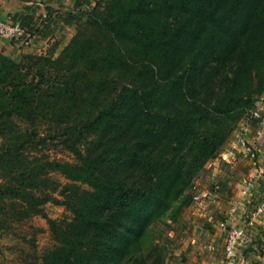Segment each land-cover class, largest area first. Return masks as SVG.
<instances>
[{
    "label": "trees",
    "instance_id": "16d2710c",
    "mask_svg": "<svg viewBox=\"0 0 264 264\" xmlns=\"http://www.w3.org/2000/svg\"><path fill=\"white\" fill-rule=\"evenodd\" d=\"M53 5L22 16L25 33L52 39L54 14L89 2ZM77 15L57 55L59 40L0 54V230L45 218L55 244L39 264H164L154 225L189 205L222 122L264 94V0H102ZM83 88L91 107L67 119Z\"/></svg>",
    "mask_w": 264,
    "mask_h": 264
},
{
    "label": "rangeland",
    "instance_id": "374dc122",
    "mask_svg": "<svg viewBox=\"0 0 264 264\" xmlns=\"http://www.w3.org/2000/svg\"><path fill=\"white\" fill-rule=\"evenodd\" d=\"M2 1L6 2L8 5V0H0V3ZM16 1H27L29 3L27 8H34L37 11L42 10V13H45V8L43 9L40 7V4H46V0ZM41 1H43V3ZM100 1L102 0H88L89 5L79 10L72 11L73 15H71L72 17L70 18H68V16H62V13L54 14L55 21L58 25H56L53 30L52 39H49L46 43L41 45V48L44 49L42 52H46L55 41L59 40V47L55 54L57 55L68 43L69 37L71 38L75 34V26L65 25L64 21L67 19L71 22L76 21L79 17L77 15L79 12L88 13L97 2ZM63 2L69 6H72L74 3V1L71 0H64ZM12 3L15 4L14 2ZM56 5L54 3V11L61 12L57 11L58 6ZM20 8L21 7L16 4L14 10ZM23 8H26V5L23 6ZM69 8L73 9L72 7ZM28 35L27 33L23 34L16 40L10 42L17 51L16 55L11 54V58H15L19 54H22L21 50L23 49H31L32 47L39 46L37 38H31L29 44H27L26 42L29 40ZM32 49L34 50L35 48ZM18 50H20V52H18ZM93 94L89 89L83 88L76 95L77 97L69 103L65 111L60 112L63 115L65 114L67 119L70 117V115L66 113L67 111L75 115L84 114L86 110L91 107L90 105H92L90 101ZM38 95L40 98L42 93ZM73 101L76 102L74 105ZM0 104L8 106L9 101L6 102L5 99L0 96ZM69 106H72V110L68 109ZM257 110L258 106L255 104L252 109L240 115L237 121H235V115H232L229 119H225L222 122L217 132L219 133L220 139L222 138V143L213 156L208 158L196 172L187 189L190 198L189 205L182 211L178 218L174 220L164 218L163 221L154 225L156 231L154 236L159 244L164 247V264H188L192 257H196L195 253L198 258V249L210 243V238L216 236V230L221 229L219 228V222L223 220L226 214L225 212L230 208L229 205L234 195L248 176L249 161L239 146L240 129L242 126L246 125L248 129L246 135L247 137L249 135V137L253 139V134H256L254 136L257 137L258 133H254L253 130V132L250 133V129L256 128L261 131V127H264L262 116L255 117L257 120L250 117L252 116L251 114ZM74 114L72 116H74ZM248 118L250 119L248 120ZM50 156L68 162L72 161L71 155L61 148H52ZM60 180L63 182L61 178ZM195 195H200V199L196 203L193 200V196ZM217 202H220V204L215 211L212 208L216 206ZM44 213L48 218L56 220L69 217V212H67L64 207L52 203H47L44 206ZM209 217H212L210 218L211 221H209ZM9 226L12 227L9 228ZM213 226L216 228L214 229ZM54 244L46 219L43 217L34 216L16 224H11L10 221H7L6 229L0 230V264H39L40 256ZM213 254L214 253L209 255L203 254V256H213ZM199 255L202 256L201 253H199Z\"/></svg>",
    "mask_w": 264,
    "mask_h": 264
},
{
    "label": "crops",
    "instance_id": "0c3cea01",
    "mask_svg": "<svg viewBox=\"0 0 264 264\" xmlns=\"http://www.w3.org/2000/svg\"><path fill=\"white\" fill-rule=\"evenodd\" d=\"M52 1V3H55L56 6L62 8V10H65L66 8L70 7L69 5L65 4L63 2L64 0H46V2ZM62 1V2H61ZM14 2L15 4H13ZM22 2V1H21ZM18 2L16 0H8L6 2L0 3V20L3 21H18L22 16L28 15V14H34V15H42V10L37 11L34 8H27L29 3L27 1H23L22 3ZM43 3V1H41ZM13 4V5H12ZM19 5L20 9H15V5ZM26 5V8H23V6ZM43 9L45 8V4L41 5ZM53 7H55L53 5ZM33 10V11H31ZM16 11V12H12ZM66 39V38H65ZM48 39L44 40H38L37 43H39L38 47H32L35 48L34 50L31 49H23L21 50L22 53H37L41 54L44 50L41 48V45L46 43ZM64 40V39H63ZM70 40V37L69 39ZM67 40V41H68ZM0 54L10 56L11 54L17 53V51L14 49L10 41L2 40L0 41ZM20 52V50H18ZM258 106V110L254 112V117L262 116L263 117V124H264V94L259 99V101L256 103ZM260 129H250V133L254 131V133H258V136H254L256 134H253V139H251L248 135L249 141L252 143H255L258 146V157L262 165L264 166V127H261ZM253 130V131H252ZM263 134V139H262ZM252 137V136H251ZM200 196V195H199ZM220 202L216 203V206L212 208L213 210H217ZM230 208L234 206L236 208V214L234 216H228V209L227 212H225V216L223 217L224 222L227 223L229 226H245L246 227V234L247 238L249 240V247H246L247 249L244 250V247L241 248V251L243 253V260L245 262H257L259 260V257L264 255V182H261L258 186L255 187V189L251 192L250 196L244 199H239L237 196V192L233 197L232 202L230 203ZM212 217H209L210 219ZM222 219V218H221ZM211 221V219L209 220ZM213 221V220H212ZM215 222V221H213ZM249 222V226L246 225V223ZM215 225V224H214ZM214 227V226H213ZM216 227H214L215 229ZM221 230V229H220ZM216 230V236L210 238V242H213L216 246V250L213 254V256H203L204 253L198 249V258L197 254L195 253L196 257H192L190 259V262L188 264H199L201 262H206L207 264H225L224 262V255H223V238L225 236V231ZM245 252H244V251ZM199 253L202 254L199 255ZM194 255V256H195Z\"/></svg>",
    "mask_w": 264,
    "mask_h": 264
},
{
    "label": "built area",
    "instance_id": "2783aa9c",
    "mask_svg": "<svg viewBox=\"0 0 264 264\" xmlns=\"http://www.w3.org/2000/svg\"><path fill=\"white\" fill-rule=\"evenodd\" d=\"M74 1V0H71ZM44 16L45 13H41ZM26 34L25 29L21 26L20 21H3L0 20V40L13 41L19 36ZM28 35V34H27ZM29 40L26 42L29 44L31 38H36L35 35H28ZM239 146L244 152V155L249 161L248 176L244 180L243 184L238 188L237 196L239 199H244L250 196L251 192L258 186L261 182H264V166L258 157V146L255 143L249 141L247 137V126L244 125L240 129ZM200 197L198 195L193 196V200L196 203ZM236 214V208L232 206L229 210L228 215L234 216ZM249 226V222L246 223ZM219 228L225 231V236L223 238V255L225 259V264H264V255L259 257L257 262H245L243 260V253L241 248L249 247L251 243L247 238L246 227L245 226H229L226 222H219ZM204 254H212L216 250V246L213 242H210L202 248H200ZM243 250V251H244ZM245 252V251H244ZM199 264H207L206 262H201Z\"/></svg>",
    "mask_w": 264,
    "mask_h": 264
}]
</instances>
